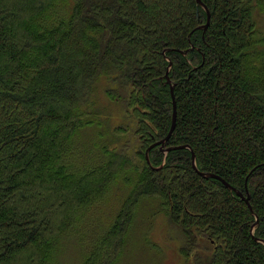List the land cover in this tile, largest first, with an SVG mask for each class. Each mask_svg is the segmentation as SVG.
<instances>
[{
	"label": "trees",
	"instance_id": "obj_1",
	"mask_svg": "<svg viewBox=\"0 0 264 264\" xmlns=\"http://www.w3.org/2000/svg\"><path fill=\"white\" fill-rule=\"evenodd\" d=\"M203 1L206 31L197 0H0V264H51L75 213L118 179L130 188L83 264L120 263L146 200L180 232L182 264H264V0ZM170 61L177 122L165 147H189L155 146L148 162L171 127ZM100 85L122 102L136 148L71 170ZM192 151L251 208L200 175Z\"/></svg>",
	"mask_w": 264,
	"mask_h": 264
},
{
	"label": "rangeland",
	"instance_id": "obj_2",
	"mask_svg": "<svg viewBox=\"0 0 264 264\" xmlns=\"http://www.w3.org/2000/svg\"><path fill=\"white\" fill-rule=\"evenodd\" d=\"M256 17L258 27L264 33V15L260 16L261 21L257 13ZM100 88L102 90L100 93L98 91L93 126L81 129L82 134L77 141L76 151L71 148L66 154V158L71 159V170H87L98 165L103 156L106 161L108 156H101V150L105 148L118 146L127 141L134 149L136 148L134 126L132 122L130 126L127 125L129 121L124 114L122 102L110 101L104 94L102 85ZM116 126H128V131L120 137L113 132ZM129 188L126 182L118 179L115 187L109 190L99 205L77 211L70 231L52 250L51 264H83L93 245L114 223ZM151 204L152 201L143 202L140 213L145 217V221L138 222L131 230L128 249L119 264L183 263L177 252L181 243L180 232L163 214H154L156 204Z\"/></svg>",
	"mask_w": 264,
	"mask_h": 264
},
{
	"label": "water",
	"instance_id": "obj_3",
	"mask_svg": "<svg viewBox=\"0 0 264 264\" xmlns=\"http://www.w3.org/2000/svg\"><path fill=\"white\" fill-rule=\"evenodd\" d=\"M198 3L206 10L207 12V22L204 24V25H201L200 28L203 29L204 31H206V29L208 28L209 26V23H210V17H211V14H210V10L208 8V6L205 4V2L203 0H197ZM194 48V46H192V49ZM187 52L186 51H183V54H186ZM171 67H172V62L170 61L169 62V66L167 67V71H166V74H165V78L167 80V83L170 84V87H171V95H172V99H173V114H172V122H171V127L169 129V132L167 133L166 137L163 138L162 140L160 141H157V142H154L153 144H151L147 150H146V159L148 162H150V156H149V151L155 147V146H160V149L163 150L165 153H168L170 150H173V149H181V148H188L189 146L188 145H178V146H173V147H165V144L166 142L170 139L175 127H176V122H177V103H176V97H175V93H174V89H175V83H172L171 79H170V70H171ZM192 163H193V167L194 169L202 176L208 178V177H216V178H219L221 179L230 189H234L236 190L232 185H230L225 179H223L221 176L215 174V173H212V172H202L198 169L197 167V164H196V156L194 154V152L192 151ZM160 167H156V169H160ZM237 194L240 195L242 197L243 200H245L247 202V204L249 205V207L251 208V205H250V194L249 192H247V196H245L241 191L239 190H236ZM254 227H255V224L252 226L253 230H252V233H254ZM256 240L262 242L264 244V239H259L257 237H255Z\"/></svg>",
	"mask_w": 264,
	"mask_h": 264
}]
</instances>
